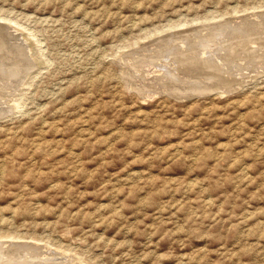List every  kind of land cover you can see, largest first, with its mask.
Listing matches in <instances>:
<instances>
[{
    "label": "rangeland",
    "instance_id": "rangeland-1",
    "mask_svg": "<svg viewBox=\"0 0 264 264\" xmlns=\"http://www.w3.org/2000/svg\"><path fill=\"white\" fill-rule=\"evenodd\" d=\"M0 18L4 247L264 264V0H0ZM212 22L237 28L219 38ZM203 44L227 56L225 82L194 71ZM169 54L186 84L158 90L142 70ZM196 81L215 87L180 93Z\"/></svg>",
    "mask_w": 264,
    "mask_h": 264
},
{
    "label": "bare ground",
    "instance_id": "bare-ground-1",
    "mask_svg": "<svg viewBox=\"0 0 264 264\" xmlns=\"http://www.w3.org/2000/svg\"><path fill=\"white\" fill-rule=\"evenodd\" d=\"M253 9V8H252ZM255 10V9H254ZM262 11V10H261ZM237 12V11H236ZM248 12V11H247ZM256 12V11H255ZM236 14V13H235ZM238 14V13H237ZM236 14V15H237ZM259 15V14H258ZM260 15H262V14H260ZM212 17V16H211ZM221 18H222V16H220ZM231 17V16H230ZM260 17V16H259ZM1 19V18H0ZM263 19V18H262ZM235 20V19H234ZM253 20H255V19H253ZM264 20V19H263ZM6 21H9V20H6ZM11 21V20H10ZM210 21V20H209ZM227 21H229V20H227ZM3 22H4V20H3ZM204 22H205V20H204ZM211 22V21H210ZM229 22H231V21H229ZM235 22V21H234ZM251 22V21H250ZM2 23V22H1ZM6 23V22H5ZM8 23V22H7ZM197 23V22H196ZM213 23V22H212ZM243 22H241L240 24H238V25H240L241 26V24H242ZM254 23H255V21H254ZM254 23L253 24H251V26H253L254 25ZM259 23V22H258ZM15 24V23H14ZM183 24V23H182ZM185 24V23H184ZM193 24V23H192ZM231 24V23H230ZM244 24H246V23H244ZM17 25V24H16ZM211 25V24H210ZM236 25V24H235ZM257 25V24H256ZM260 25H262V24H260ZM2 26V25H1ZM15 26V25H14ZM21 26V25H20ZM202 26V25H201ZM244 26H246V25H244ZM259 26V25H258ZM264 26V25H263ZM211 27L212 28H214L213 29V31L212 32H214L215 30V34H220V36H218L219 38L221 37V35L222 36H227L228 35V33L231 31V30H233V29H236L237 27H233V25H229V23H213V25H211ZM211 27H210V30H211ZM13 28V27H12ZM200 28V27H199ZM208 28V27H207ZM186 29V28H185ZM205 29V28H204ZM242 29V28H241ZM256 29H257V27H256ZM7 30V29H6ZM15 30V29H14ZM238 30V29H237ZM253 30H254V28H253ZM253 30H251V31H253ZM162 31V30H161ZM161 31H159V32H161ZM168 31V30H167ZM236 31V30H235ZM169 32H170V30H169ZM234 31H232L231 33H233ZM238 32V31H237ZM241 32V31H240ZM242 32H244V31H242ZM158 33V32H157ZM165 33V32H164ZM210 33V32H209ZM227 33V34H226ZM9 34V33H8ZM213 34V33H212ZM230 34V33H229ZM234 34V33H233ZM243 34V33H242ZM241 34V35H242ZM32 35V34H31ZM205 35V34H204ZM18 36V35H17ZM155 36V35H154ZM153 36V37H154ZM156 36H157V34H156ZM198 36V35H197ZM209 36H210V34H209ZM213 36V35H212ZM216 36V35H215ZM228 36H230V35H228ZM147 37V36H146ZM150 37V36H149ZM198 38H199V36H198ZM205 38V37H204ZM254 38V37H253ZM21 39V38H20ZM34 39V38H33ZM148 39V38H147ZM151 39V38H150ZM189 39H191V38H189ZM209 39V38H208ZM217 39V38H216ZM225 39V38H224ZM223 39V40H224ZM238 39H240V38H238ZM257 39H259V38H257ZM257 39H255V40H257ZM198 40V39H197ZM200 40V39H199ZM207 40V39H206ZM151 41V40H150ZM188 41V40H187ZM201 41V40H200ZM203 41V40H202ZM205 41V40H204ZM203 41V42H204ZM259 41H260V39H259ZM35 42V41H34ZM180 42H182V41H180ZM190 42V41H189ZM188 42V43H189ZM195 42V41H194ZM197 42H199V41H197ZM176 43V42H175ZM174 43V44H175ZM178 43V42H177ZM192 43V42H191ZM217 43L219 44V42L217 41ZM216 43V44H217ZM221 43H222V41H221ZM5 44V43H4ZM169 44H171V43H169ZM182 44V43H181ZM185 45H186V43H184ZM7 45H9V44H7ZM209 45V44H208ZM207 45V46H208ZM211 45V44H210ZM241 45V44H240ZM39 46V45H38ZM169 46V45H168ZM177 46V45H176ZM179 46V45H178ZM183 46V45H182ZM200 46H201V43H200ZM203 46H206V44L204 45L203 44ZM207 46H206V50H201V52L199 53V55H197L198 53H196V57H194V59H195V62L197 63V62H199V63H201V66H199V64L197 65L196 63L194 64V71H196L197 70V68H200V69H198V70H200V71H202L201 73H204V74H210L209 73V68L211 69V68H214V69H216V75L218 74H221L222 75V77H218V78H220V80L219 79H217V80H219L220 82H222L223 83V81L225 82V80H224V77H223V73L224 72H227L226 71V69H224L225 67L226 68H228L226 65H227V63H226V57L224 58V55H222V54H220L219 53V49L218 50H214V49H211L209 52L210 53H208V54H206L207 53ZM217 46V45H216ZM243 46V45H242ZM248 46V45H247ZM251 46V45H250ZM254 46V45H253ZM259 46V45H258ZM5 47V46H4ZM11 47V46H10ZM184 47V46H183ZM246 47V46H245ZM19 48V47H18ZM27 48V47H26ZM172 48H174L173 46H172ZM177 48V47H176ZM186 48H187V46H186ZM204 48V47H203ZM212 48V47H211ZM214 48V47H213ZM226 48V47H225ZM225 48H220L221 50L222 49H224V51H225ZM229 48V47H228ZM232 48V47H231ZM237 48V47H236ZM236 48H234V49H236ZM239 48V47H238ZM257 48H259V47H257ZM262 49H263V46L261 47ZM132 49V48H131ZM161 49V48H160ZM181 49V48H180ZM199 49V48H198ZM227 49V48H226ZM250 49V48H249ZM13 50V49H12ZM170 50H171V48H170ZM178 50V49H177ZM208 50H209V47H208ZM259 50H260V48H259ZM37 51V50H36ZM39 51V50H38ZM154 51V50H153ZM181 51H183V50H181ZM180 51V52H181ZM197 51V50H196ZM227 51V50H226ZM226 51H225V53H226ZM229 51H230V49H229ZM237 51H239V50H237ZM243 51V50H242ZM245 51V50H244ZM184 52H186V51H184ZM188 52H189V50H188ZM253 53H254V50L252 51ZM256 52V51H255ZM261 52V51H260ZM187 53V52H186ZM232 53H233V51H232ZM235 53V52H234ZM240 53V52H239ZM257 53V52H256ZM37 54V53H36ZM182 55L184 54V53H181ZM180 54V55H181ZM189 54V53H188ZM191 54H193V51L191 52ZM223 54H224V52H223ZM246 54V53H245ZM187 55V54H186ZM185 55V56H186ZM229 55V54H228ZM232 55V54H231ZM261 55V54H260ZM26 56V55H25ZM166 57V59L164 60V61H162L161 63H159V68H157V65L155 66V65H151V66H148V67H145V68H147L145 71H143L142 70V74H143V72H145V73H147V76L149 75L151 78H148V79H151L150 81L151 82H153V83H155L156 85H157V89L158 90H166V89H173L174 90V88H176V87H174V86H177V85H179V82L180 83H182V86L183 85H185L186 84V82L184 83V81H183V78L182 77H180V73L181 72H183V70L184 69H182V70H180V68L182 67H178L177 65H176V67H174L175 66V58L174 57H172L170 54L169 55H165ZM190 56V55H189ZM264 56V55H263ZM17 57V56H16ZM36 57V56H35ZM179 57V56H178ZM181 57V56H180ZM186 57H188V55L186 56ZM191 57V56H190ZM255 57V56H254ZM262 57V56H261ZM4 58V57H3ZM160 58V57H159ZM229 58V57H228ZM256 58H257V56H256ZM7 59H8V57H7ZM20 59V58H19ZM23 59V58H22ZM240 59V58H239ZM258 59V58H257ZM262 59V58H261ZM237 61H238V59H236ZM242 60V59H241ZM181 61V60H180ZM230 61V60H229ZM244 61V60H243ZM8 62V61H7ZM12 62V61H11ZM177 62V61H176ZM187 62V61H186ZM239 62V61H238ZM242 62V61H241ZM258 62V61H257ZM30 63H31V61H30ZM230 63H232V62H230ZM244 63V62H243ZM261 63H262V61H261ZM32 64V63H31ZM180 64V63H179ZM184 64H186L185 62H184ZM193 64V63H192ZM237 65H239L238 63H236ZM147 65V64H146ZM191 65V64H190ZM189 65V66H190ZM241 65V64H240ZM243 65H245V64H243ZM199 66V67H198ZM234 66H235V64H234ZM242 66V65H241ZM252 66H253V64H252ZM261 66H262V64H261ZM24 67V66H23ZM26 67V66H25ZM34 67V66H33ZM21 68V67H20ZM178 68H179V70H178ZM185 68V67H184ZM231 68V67H230ZM243 69H244V67H242ZM246 68V67H245ZM10 69V68H9ZM139 69V68H138ZM185 69H187V68H185ZM229 69V68H228ZM233 69V68H232ZM237 69V68H236ZM15 70V69H14ZM32 70V69H31ZM238 70H239V67H238ZM241 70V69H240ZM2 71V70H1ZM26 71V70H25ZM33 71V70H32ZM186 71V70H185ZM184 71V72H185ZM189 71V70H188ZM193 71V72H194ZM212 71H213V69H212ZM139 72V71H138ZM137 72V73H138ZM199 72V71H198ZM238 72V71H237ZM237 72L235 73V74H237ZM2 73V72H1ZM141 73V72H140ZM144 73V74H145ZM187 73V72H186ZM200 73V74H201ZM228 73V72H227ZM234 73H231V74H234ZM10 74V73H9ZM185 74V73H184ZM188 74H190V73H188ZM197 74V73H196ZM199 74V75H200ZM146 75V74H145ZM187 75V74H186ZM199 75H197L198 76V78H199ZM18 76V75H17ZM36 76V75H35ZM190 76H192V75H190ZM195 76V75H194ZM196 76V77H197ZM206 77L208 76V75H205ZM211 76V75H210ZM232 76V75H231ZM236 76V75H235ZM238 76V75H237ZM242 76L244 77V76H246V75H243V72H242ZM5 77V76H4ZM144 77V76H143ZM171 77H173V78H171ZM205 77V78H206ZM215 76H213V78H214ZM241 77V76H240ZM192 78V77H191ZM191 78H189V79H191ZM203 78V77H202ZM204 78V79H205ZM210 78V77H209ZM211 79V81L212 80H214V79ZM4 79V78H3ZM16 79V78H15ZM188 79V80H189ZM207 79V78H206ZM227 79V78H226ZM30 80V79H29ZM179 80V81H178ZM191 80H193V79H191ZM197 80V79H196ZM148 81V80H147ZM156 81V82H155ZM195 81V80H194ZM200 81V80H199ZM207 81V80H206ZM205 81V82H206ZM235 81V80H234ZM191 82V81H190ZM189 82V83H190ZM218 82V81H217ZM228 82V81H227ZM233 82V81H232ZM237 82V81H236ZM32 83V82H31ZM202 83L203 82H201V83H199L198 81H196L195 82V84L196 85H189V86H184L185 88H183L182 89V87H181V92L180 91H178V92H180L181 94H183V96H185V95H187V94H192V93H195V89L194 88H196V90L198 91L199 89H203V88H206V86H211V89H212V87H215L214 85H212V84H210V85H203L202 86ZM207 83H208V81H207ZM229 83H231L230 82V80H229ZM217 84H219V83H217ZM22 85V84H21ZM188 85V84H187ZM197 85H199L198 86V88H197ZM27 86H28V84H27ZM180 88V87H179ZM237 88V87H236ZM17 89V88H16ZM177 89V88H176ZM2 90V89H1ZM179 90V89H178ZM183 90V91H182ZM169 91V90H168ZM178 92H175V93H178ZM21 93V92H20ZM199 93V92H198ZM220 94H222V93H220ZM2 95V94H1ZM10 97V96H9ZM7 98V97H6ZM5 98V99H6ZM19 99H20V96H19ZM14 100V99H13ZM15 101V100H14ZM18 101V100H17ZM12 102V101H11ZM4 103V102H3ZM1 104V103H0ZM18 104H19V102H18ZM9 105V104H8ZM14 105V107L15 108H18L19 106L17 105V103L15 102V104H13ZM20 105V104H19ZM7 106V105H6ZM21 106V105H20ZM10 107V106H9ZM0 112H1V110H0ZM1 115V114H0ZM6 238V237H5ZM9 238H11V237H9ZM15 238H17V237H15ZM25 241V240H24ZM32 242V241H31ZM6 244H7V242H5ZM4 242L2 243V241L0 242V264H64V261L62 262L61 260H57V262H53L54 260H52V259H54V258H57V257H55L54 256V254L56 253H54V254H52V255H46L44 252V254L45 255H42L41 257L39 256H37V253H31V252H29L28 250H31L33 247H36V248H38L39 246H35V244H29V243H26V242H20V243H16V245H17V247H8V248H6V247H4V244H5ZM12 243L13 242H11L10 243V245L9 246H12ZM14 244V243H13ZM43 244V243H42ZM3 245V246H2ZM8 245V244H7ZM15 245V244H14ZM44 246V245H43ZM41 248H43V247H41ZM13 250L15 251V253H16V255H14L15 253H13ZM48 253V252H47ZM65 253V252H64ZM64 253H61V256L60 257H63V258H65L66 257V255L64 254ZM56 255V254H55ZM59 255V254H58ZM77 255V254H76ZM75 255V256H76ZM16 256V257H15ZM70 258V257H69ZM68 258V259H69ZM74 258V257H73ZM59 259V258H58ZM81 259V258H80ZM63 260V259H62ZM70 260V259H69ZM69 260H67L66 259V261H69ZM71 261V260H70ZM65 264H67V263H65Z\"/></svg>",
    "mask_w": 264,
    "mask_h": 264
}]
</instances>
